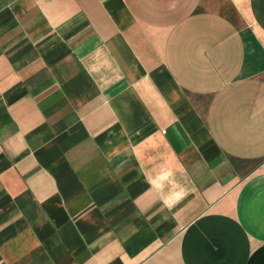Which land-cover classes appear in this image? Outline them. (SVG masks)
Wrapping results in <instances>:
<instances>
[{
    "label": "crops",
    "instance_id": "0c3cea01",
    "mask_svg": "<svg viewBox=\"0 0 264 264\" xmlns=\"http://www.w3.org/2000/svg\"><path fill=\"white\" fill-rule=\"evenodd\" d=\"M0 264H264V0H0Z\"/></svg>",
    "mask_w": 264,
    "mask_h": 264
}]
</instances>
